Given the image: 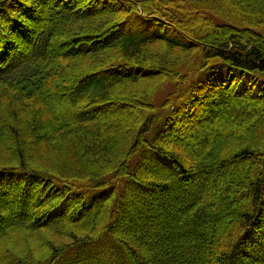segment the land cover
Returning <instances> with one entry per match:
<instances>
[{
  "label": "trees",
  "instance_id": "obj_1",
  "mask_svg": "<svg viewBox=\"0 0 264 264\" xmlns=\"http://www.w3.org/2000/svg\"><path fill=\"white\" fill-rule=\"evenodd\" d=\"M225 68L264 82V0H0V264H264V89Z\"/></svg>",
  "mask_w": 264,
  "mask_h": 264
},
{
  "label": "rangeland",
  "instance_id": "obj_2",
  "mask_svg": "<svg viewBox=\"0 0 264 264\" xmlns=\"http://www.w3.org/2000/svg\"><path fill=\"white\" fill-rule=\"evenodd\" d=\"M140 18H141V20L139 19L140 21L136 19L139 22L137 27H141L143 31H147L148 30V26L151 25V24L143 16H141ZM130 28H131V26H130V24H128V29H130ZM164 32L165 33H167V32L168 33H172L173 35H175V31L173 29H168V30H166ZM82 48H84V46H82ZM80 49H81V47H80ZM184 66H185V64H184ZM84 67H85V65H83V66L79 65L78 66V70L83 69ZM85 69H87V68H85ZM205 77L207 78V80H212V81L217 80V79L218 80H228V79H231V78H235L236 82H238L239 85H240V89H252L256 93H261V90L264 89L263 80L260 79V78L255 77V75H253V74H244L243 75L240 71L231 72L227 68H225L223 72H221L220 74H217V75L213 74L212 72H210V73L208 72ZM205 77H203V75H201V74L200 75H191L187 88H195V87H197L198 81L204 80ZM183 90H184V88L180 85V91L182 92ZM175 91H176L175 87H171V86H169L168 88L166 87L165 90H162V91L158 90V92L156 93V96H155V98H156L155 99V103L157 105H161L163 103V101L166 98H169ZM191 131H192V134L195 133V129L194 128H192ZM56 135L57 134H55V133H50V136L47 139H44V140L45 141L48 140V141H50V143H52V142H54L56 140L55 141L56 143L62 144L64 140H58L59 138H57ZM187 135H188V133H187ZM182 136H183V138H185L184 135H182ZM86 139H87V137L82 140V144L83 145L81 144V146H83V147L85 146V144H86L85 140ZM1 142L5 143L4 140H2ZM183 142H187V141H183ZM192 142H194V140H191L190 142H187V143L193 144ZM189 148H191V146ZM86 152H87V150H85L83 152V154H82V156H84L83 157L84 159L87 158L86 155L88 153H86ZM27 157H29V156H27ZM135 231H137L138 233L141 232L140 230H135ZM44 237L45 236H43V238ZM43 238L41 237V242L43 244L40 245V247H39L40 250H43V248L45 246V244H44V242L42 240ZM76 249H78V248L73 249L71 254L69 253L70 255L66 256V260L64 262H61L60 264H65V262H67L66 264H73V260H77V258L79 257V256L76 257L77 253L85 254V255H87V257L90 256L89 255V253H90V254H92V257L97 262L104 261L106 264H128L127 261L125 260L123 252L121 250V247L116 245L114 242L112 243L111 240H109V239H105L103 242H101L96 247H92V248L89 247L88 249H81L79 251H77ZM46 254H44V256H46ZM87 257H85V259ZM92 261H93V259H90V257H88L87 264H91Z\"/></svg>",
  "mask_w": 264,
  "mask_h": 264
}]
</instances>
